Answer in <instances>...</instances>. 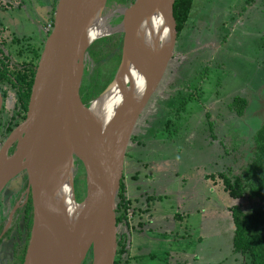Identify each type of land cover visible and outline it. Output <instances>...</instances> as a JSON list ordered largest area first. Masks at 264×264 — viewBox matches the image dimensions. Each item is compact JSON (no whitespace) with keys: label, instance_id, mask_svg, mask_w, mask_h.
<instances>
[{"label":"water","instance_id":"95a60500","mask_svg":"<svg viewBox=\"0 0 264 264\" xmlns=\"http://www.w3.org/2000/svg\"><path fill=\"white\" fill-rule=\"evenodd\" d=\"M110 2L59 0L28 106L0 151V193L19 174L28 179L33 221L23 264H115L126 155L174 59L178 30L176 0H134L123 10L119 67L87 106L81 97L85 65L91 46L103 37ZM154 22L161 34L156 50L146 33ZM90 29L100 33L94 40ZM101 102L108 104L103 111L96 109ZM77 162L86 179L82 200L76 195Z\"/></svg>","mask_w":264,"mask_h":264},{"label":"rangeland","instance_id":"374dc122","mask_svg":"<svg viewBox=\"0 0 264 264\" xmlns=\"http://www.w3.org/2000/svg\"><path fill=\"white\" fill-rule=\"evenodd\" d=\"M207 1H212L213 6L211 24L216 33L225 34L220 37L221 50L214 53L208 65L196 55L187 56L186 64L192 69H180L178 75L175 54L144 112L152 107L155 110L158 100L162 107L155 110L156 120L161 110L174 116L171 126L179 131L183 150L179 151L180 180L169 182L167 187L169 208L178 216L191 213L194 223L193 229H188L190 236L183 235L181 239L176 230L173 233L169 229V238L180 241L175 246L171 242L175 253L157 264H185L194 258L198 264H248L232 252L231 212L232 207H241L240 201L222 189L217 175L240 172L251 156L249 143L252 145L254 133L264 122V0ZM87 63L82 86L95 69L94 63L89 62L88 66ZM115 68V63L103 59L98 79L104 82ZM238 96L247 97L250 103L241 115L232 110L233 100ZM76 167V195L82 200L86 194L85 173L79 162ZM179 221L187 224L189 218ZM187 241L196 247L200 243L199 258L192 251L186 255L182 247L189 244Z\"/></svg>","mask_w":264,"mask_h":264},{"label":"crops","instance_id":"0c3cea01","mask_svg":"<svg viewBox=\"0 0 264 264\" xmlns=\"http://www.w3.org/2000/svg\"><path fill=\"white\" fill-rule=\"evenodd\" d=\"M211 2L194 0L190 18L177 38L175 54L181 65H178L177 75L180 69H192L186 64L187 56L196 55L203 64L208 65L209 60L216 55L214 53L222 48L223 40L220 37L225 34L221 36L216 33L211 24ZM155 106L157 109L158 104ZM155 110L153 107L149 109L150 113L137 124L138 130L133 133L125 159L123 183L132 212L129 228H124L130 241L128 264L161 263L170 253H175L171 242L175 246L183 235L190 236L188 229L194 227L191 213L178 216L169 208L167 187L169 182L177 183L180 180L179 166L182 161L179 151L181 148L183 150V146L181 147L179 131L171 126L175 121L174 116L163 114L161 118L157 116L156 120ZM170 120L171 124H168ZM181 218H189L188 223L179 221ZM170 228L173 233L176 230L181 236L179 240L169 238ZM182 249L186 255L192 251L195 257L200 256V243L196 247L189 242ZM184 263L198 264V261L194 258Z\"/></svg>","mask_w":264,"mask_h":264},{"label":"flooded vegetation","instance_id":"af4514ba","mask_svg":"<svg viewBox=\"0 0 264 264\" xmlns=\"http://www.w3.org/2000/svg\"><path fill=\"white\" fill-rule=\"evenodd\" d=\"M133 1L111 0L110 6L113 8L109 9L106 32L100 38H113V43L121 40V55L123 34L120 25L123 10ZM58 2L59 0H0V151L24 113L12 80L19 69L32 63L36 53L40 51L41 56L54 28ZM156 101L157 104L158 100ZM160 107L162 106L158 105L157 110ZM149 113L147 109L144 116ZM160 115L158 118L162 117V110ZM16 143L12 145V149ZM32 221L31 194L27 176L23 172L14 177L0 193V264L24 263L31 238Z\"/></svg>","mask_w":264,"mask_h":264},{"label":"trees","instance_id":"16d2710c","mask_svg":"<svg viewBox=\"0 0 264 264\" xmlns=\"http://www.w3.org/2000/svg\"><path fill=\"white\" fill-rule=\"evenodd\" d=\"M119 1L126 2L127 0ZM193 3L194 0H176L175 2L174 18L177 23L178 36L190 18ZM113 41V38L100 39L89 50L88 63H86L87 66L89 62L94 63L95 69H93V74L87 77L89 79H86L87 84L81 87V97L87 106L105 90L115 74V71L110 73L104 82L98 79L103 59L106 58L115 63L116 68L120 62L122 41L114 43ZM39 57L40 51L35 54L30 65H25L16 72L14 80H12L24 111L29 103ZM249 105L247 97L238 96L233 100L232 110L241 115ZM179 113L180 108L177 109V114L179 115ZM171 121L168 124H171ZM249 147L250 159L240 168V172L229 173L226 171L218 174L217 177L220 179L222 189L231 197L238 199L241 204V207H232L231 212L234 225L232 252L246 259L248 264H264V122L254 133L252 145L249 143ZM130 209L131 203L127 198L122 180L116 204L118 236L115 264H128L129 262L130 241L124 228H129Z\"/></svg>","mask_w":264,"mask_h":264},{"label":"bare ground","instance_id":"6f19581e","mask_svg":"<svg viewBox=\"0 0 264 264\" xmlns=\"http://www.w3.org/2000/svg\"><path fill=\"white\" fill-rule=\"evenodd\" d=\"M155 22L151 26H147L146 28V33L148 34V39H149V47L153 48L154 50L158 49L159 47V41L161 40V34L158 28H155ZM105 26L102 29V35L105 34ZM108 107L107 103L101 102V104L96 105L97 110H105ZM77 168V167H76Z\"/></svg>","mask_w":264,"mask_h":264},{"label":"clouds","instance_id":"9594fccd","mask_svg":"<svg viewBox=\"0 0 264 264\" xmlns=\"http://www.w3.org/2000/svg\"><path fill=\"white\" fill-rule=\"evenodd\" d=\"M158 23H160V24L164 23L163 18H161V19L158 21ZM167 31H168V29H165V32H167ZM98 35H100V33H99L98 31L93 30V29H90V30H89V36H90V38H91L92 40L96 39ZM111 115H112V114L110 113V117H109V118H111ZM65 191H68L67 187L65 188Z\"/></svg>","mask_w":264,"mask_h":264},{"label":"built area","instance_id":"2783aa9c","mask_svg":"<svg viewBox=\"0 0 264 264\" xmlns=\"http://www.w3.org/2000/svg\"><path fill=\"white\" fill-rule=\"evenodd\" d=\"M128 218H129V221L132 218V212H131V210H129Z\"/></svg>","mask_w":264,"mask_h":264}]
</instances>
